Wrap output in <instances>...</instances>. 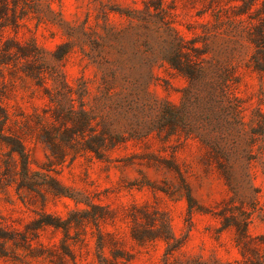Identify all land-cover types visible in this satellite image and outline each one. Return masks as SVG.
I'll return each mask as SVG.
<instances>
[{
	"label": "rangeland",
	"instance_id": "rangeland-1",
	"mask_svg": "<svg viewBox=\"0 0 264 264\" xmlns=\"http://www.w3.org/2000/svg\"><path fill=\"white\" fill-rule=\"evenodd\" d=\"M7 1L11 14L14 0ZM26 1L31 7L28 4L24 16L21 1L17 19L0 17V22L5 21L3 26L0 23V41L36 47L48 61L58 63L69 84L78 87L87 79L95 92L96 69L82 59L80 49L57 61L55 52L75 38L71 31L80 34L88 17L94 24L108 11L110 19L119 23L124 20L119 9L143 8L146 2L158 0H42L40 11L34 0ZM164 2L174 25L188 38L201 33L203 23L214 22L219 11L224 17L237 15L254 23L259 13L264 15V0ZM25 61L17 58L14 64L0 66V103L12 118V130L7 132L17 131L19 120L32 171L47 173L49 183L42 196L25 184L14 162L4 174L9 148L0 140V233L5 236L0 241V264H202L214 258L226 262L254 258L256 253L264 256L263 71L246 63L237 67L235 90L255 139L252 150L229 173L207 145L183 134L131 139L103 158L87 154L51 163L45 144L37 138L35 117L50 101L26 75ZM157 74L155 94L179 104L186 79L172 69L160 68ZM189 191L195 198L193 210ZM162 213L183 240L170 255L164 240L142 244L132 235L133 227L142 228ZM118 250L125 258L116 261Z\"/></svg>",
	"mask_w": 264,
	"mask_h": 264
},
{
	"label": "trees",
	"instance_id": "trees-1",
	"mask_svg": "<svg viewBox=\"0 0 264 264\" xmlns=\"http://www.w3.org/2000/svg\"><path fill=\"white\" fill-rule=\"evenodd\" d=\"M21 1V16L27 14L26 0H14L11 14L8 1L0 0V17L17 19ZM34 1L40 11L42 0ZM154 2H146L143 8L119 9L124 19L119 23L110 19L108 11L94 24L88 17L80 34L71 31L69 34L75 38L55 52V60H62L78 47L82 59L96 69L95 92L87 79L78 87L69 84L58 63L48 61L41 51L33 49L36 47L0 41V66L25 58L26 75L49 98V107L36 112L35 117L37 138L45 144L51 163L61 164L87 154L103 158L108 150L131 139L155 134L198 138L229 173L252 150L255 135L248 132L235 87L240 63L264 72V15L259 13L254 23L237 15L224 17L219 11L214 22L203 23L202 32L188 38L174 25L164 0ZM245 2L252 4L255 0ZM50 10L54 12L52 7ZM4 22H0L2 26ZM160 68L172 69L186 79L179 104L155 94L153 87ZM47 79H51L50 84ZM11 122L9 111L0 103V140L9 148L4 174L14 162L15 168L20 166L15 171L25 184L44 196L42 189L49 183V175L32 171L30 153L19 135L23 127L17 120V131L8 133ZM188 200L193 210L195 198L190 191ZM135 221L138 223L137 215ZM242 225L245 233L247 223ZM132 235L142 244L164 240L167 255L183 245L172 231L170 218L163 213L150 218L142 228L133 227ZM1 238L5 236L0 233ZM114 257L119 261L125 255L118 250ZM201 263L264 264V256L256 253L245 260L223 262L214 258Z\"/></svg>",
	"mask_w": 264,
	"mask_h": 264
}]
</instances>
